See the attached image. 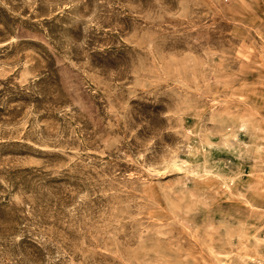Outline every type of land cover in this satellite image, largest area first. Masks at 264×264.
<instances>
[{"label": "rangeland", "instance_id": "rangeland-1", "mask_svg": "<svg viewBox=\"0 0 264 264\" xmlns=\"http://www.w3.org/2000/svg\"><path fill=\"white\" fill-rule=\"evenodd\" d=\"M0 264H264V0H0Z\"/></svg>", "mask_w": 264, "mask_h": 264}]
</instances>
